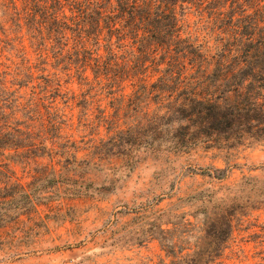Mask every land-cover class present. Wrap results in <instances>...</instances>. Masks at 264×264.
Returning <instances> with one entry per match:
<instances>
[{
	"label": "trees",
	"instance_id": "16d2710c",
	"mask_svg": "<svg viewBox=\"0 0 264 264\" xmlns=\"http://www.w3.org/2000/svg\"><path fill=\"white\" fill-rule=\"evenodd\" d=\"M14 29L29 39L40 62L23 58L12 84L22 89L38 79L32 87L45 95L32 91L33 98H55L65 74L87 87L83 95L111 98L113 116L103 120L112 135L95 145L102 153L133 162L141 150L264 141V0H0V44L10 43ZM1 66L0 149L30 151L36 146L31 125H15V112L7 113L15 91L6 88L11 73ZM69 156L77 161V153ZM72 180L53 169L26 185L0 164V204L14 199L7 189H51ZM206 196L201 219L195 212L194 220L187 218L178 205L145 215V233L166 252L156 264H223L234 208L226 198ZM7 216L0 213V220Z\"/></svg>",
	"mask_w": 264,
	"mask_h": 264
},
{
	"label": "rangeland",
	"instance_id": "374dc122",
	"mask_svg": "<svg viewBox=\"0 0 264 264\" xmlns=\"http://www.w3.org/2000/svg\"><path fill=\"white\" fill-rule=\"evenodd\" d=\"M22 34L14 29L10 43L0 44L1 70L11 73L6 88L15 91V107L7 113L15 112V125H31L39 147L0 149V164L14 169L15 182L26 185L53 169L73 180L51 189H7L15 196L0 204V213H9L0 220V264H156L166 252L145 233V215L178 205L187 218L194 220L190 214L195 212L201 219L210 193L234 208V231L222 263L264 264V141L234 148L199 143L187 151L141 150L133 162L102 153L95 145L112 135L103 120L113 116L111 98L97 91L83 95L87 87L77 79L66 81L65 74L53 103L51 96L33 98L32 91L35 97L45 95L32 87L38 79L22 89L12 84L23 58L33 66L40 62ZM33 101L40 102L38 108ZM70 153H77V161H67ZM34 157L40 158L34 162ZM201 192L204 199H196Z\"/></svg>",
	"mask_w": 264,
	"mask_h": 264
}]
</instances>
